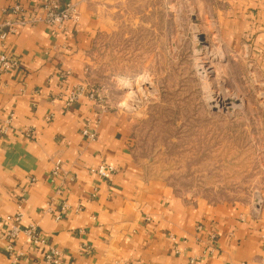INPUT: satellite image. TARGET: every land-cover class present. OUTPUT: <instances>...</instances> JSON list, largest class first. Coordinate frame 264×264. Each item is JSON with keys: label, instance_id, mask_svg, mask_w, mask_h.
<instances>
[{"label": "crops", "instance_id": "obj_1", "mask_svg": "<svg viewBox=\"0 0 264 264\" xmlns=\"http://www.w3.org/2000/svg\"><path fill=\"white\" fill-rule=\"evenodd\" d=\"M55 1L76 3L79 21L61 30L43 23L18 26L0 38V55L21 63L0 75V264H13L5 238L11 224L5 218L18 212L23 227L37 225L63 251L64 264L264 261V179L247 201L180 193L166 180L150 177L136 160L133 120L90 97L94 48L127 0ZM164 1L168 13L174 16V4L178 13L186 7L226 50L249 59L264 90V0ZM19 2L32 16L43 0ZM14 3L0 0V14ZM78 87L84 94L68 105ZM87 126L96 140L82 134ZM58 159L63 173L53 181ZM102 162L118 169L112 181L90 171ZM64 202L68 211L56 221ZM16 246L24 253L16 264H45L42 248L24 233Z\"/></svg>", "mask_w": 264, "mask_h": 264}, {"label": "rangeland", "instance_id": "obj_2", "mask_svg": "<svg viewBox=\"0 0 264 264\" xmlns=\"http://www.w3.org/2000/svg\"><path fill=\"white\" fill-rule=\"evenodd\" d=\"M172 7L174 16L164 0L121 5L94 48L90 87L133 120L134 154L150 177L185 195L247 201L264 179L260 77L202 18Z\"/></svg>", "mask_w": 264, "mask_h": 264}, {"label": "built area", "instance_id": "obj_3", "mask_svg": "<svg viewBox=\"0 0 264 264\" xmlns=\"http://www.w3.org/2000/svg\"><path fill=\"white\" fill-rule=\"evenodd\" d=\"M80 19V11L78 5L73 2L65 3L64 5L59 4L55 0H43L40 11L32 16H27L24 13V8L19 2L15 0L14 5L11 7V11L4 10L0 14V38L6 39L10 33H16L18 26L31 25L35 26L40 23L47 25L52 29H63L68 23H77ZM20 61L6 54L0 55V75L5 72H9L20 67ZM85 88L78 87L74 93L70 95L68 105L74 103L82 94H84ZM90 97L95 99L94 91H91ZM96 100V99H95ZM99 105H103L98 102ZM11 117L7 119L1 128L3 133H6L10 126ZM82 134L90 140H96L97 134L91 131L87 126L83 129ZM90 171L99 175L101 178L107 181H112L114 175L117 173L118 169L114 166L102 162L97 167L91 168ZM63 173V161L58 159L52 170V180L55 181ZM68 211V204L64 202L55 220L59 221ZM23 219V213L18 212L13 216H7L5 221L11 224V229L5 232V238L7 242V252L13 260V264H16L18 260L24 256L23 251L19 250L16 246V242L21 233H24L30 243L36 248H42L43 261L45 264H64V253L59 248L53 246L49 238L42 232V230L37 225H30L28 227H23L21 225ZM80 232H83L80 230ZM81 250L84 252H89V247L87 245H82ZM188 264H196L195 259H190ZM247 264V263H242ZM258 264H264L261 261Z\"/></svg>", "mask_w": 264, "mask_h": 264}, {"label": "bare ground", "instance_id": "obj_4", "mask_svg": "<svg viewBox=\"0 0 264 264\" xmlns=\"http://www.w3.org/2000/svg\"><path fill=\"white\" fill-rule=\"evenodd\" d=\"M142 79H144V77H143V76H141V77L139 78V81H141Z\"/></svg>", "mask_w": 264, "mask_h": 264}, {"label": "water", "instance_id": "obj_5", "mask_svg": "<svg viewBox=\"0 0 264 264\" xmlns=\"http://www.w3.org/2000/svg\"><path fill=\"white\" fill-rule=\"evenodd\" d=\"M202 39H203V37H202Z\"/></svg>", "mask_w": 264, "mask_h": 264}]
</instances>
